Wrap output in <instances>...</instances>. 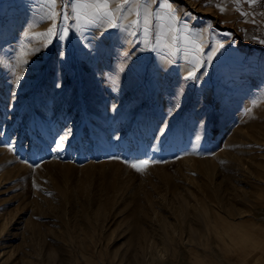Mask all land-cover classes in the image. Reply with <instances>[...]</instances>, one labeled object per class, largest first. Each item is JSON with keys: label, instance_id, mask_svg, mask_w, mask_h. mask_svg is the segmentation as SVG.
Returning <instances> with one entry per match:
<instances>
[{"label": "rangeland", "instance_id": "rangeland-1", "mask_svg": "<svg viewBox=\"0 0 264 264\" xmlns=\"http://www.w3.org/2000/svg\"><path fill=\"white\" fill-rule=\"evenodd\" d=\"M167 3L199 79L155 26L44 47L41 0H0V264H264V0Z\"/></svg>", "mask_w": 264, "mask_h": 264}, {"label": "snow or ice", "instance_id": "snow-or-ice-1", "mask_svg": "<svg viewBox=\"0 0 264 264\" xmlns=\"http://www.w3.org/2000/svg\"><path fill=\"white\" fill-rule=\"evenodd\" d=\"M44 10L42 19L50 21L46 33L41 34L42 38L47 41L43 46L47 47L54 38H67L70 27L65 23L66 20L73 21V27L84 29L88 26H101L104 28L117 29L121 26L129 35L143 34L149 37L153 34V26H155L156 40L155 46H163L169 49L173 54L175 52H187L191 57L190 63L192 67L188 70V79H199L197 71L202 69L207 61L204 59L203 41L201 40L202 33L194 30H189L187 34L184 28L180 27V20L177 16V9L171 8L167 0H164V13L154 12L151 9L152 3L155 0H72L69 3L71 9L70 14H65L63 10H58L56 5L58 0H41ZM249 3H255L256 0H248ZM129 16H135V19L124 24L123 22ZM152 43V41H149ZM86 47L91 46V41H88ZM223 42H219V48L211 49V54H215L220 48H223ZM37 48L35 51H39ZM211 59V55H209ZM27 61L19 59L12 65L13 70L22 68ZM166 125L164 128L166 129ZM67 135H70V130ZM67 136H62L55 141V150L62 151L63 141ZM118 159V158H117ZM149 161L143 160L138 163H133L131 166L137 172H143ZM35 167V165H33Z\"/></svg>", "mask_w": 264, "mask_h": 264}]
</instances>
